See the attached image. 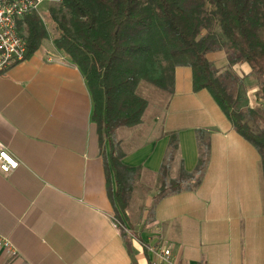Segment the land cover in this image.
Returning <instances> with one entry per match:
<instances>
[{"label":"crops","instance_id":"1","mask_svg":"<svg viewBox=\"0 0 264 264\" xmlns=\"http://www.w3.org/2000/svg\"><path fill=\"white\" fill-rule=\"evenodd\" d=\"M209 59L229 66L224 53ZM233 70L251 74L247 64ZM149 90L142 124L116 131L122 163L140 170L125 217L111 200L109 147L100 146L79 68L42 45L0 74V145L20 164L0 172V236L17 253L0 244V264H160L147 245L170 247L174 264H264L259 153L207 91L194 90L190 68L176 70L173 93ZM172 137L168 179L195 173L201 141L207 167L195 190L158 200Z\"/></svg>","mask_w":264,"mask_h":264},{"label":"trees","instance_id":"2","mask_svg":"<svg viewBox=\"0 0 264 264\" xmlns=\"http://www.w3.org/2000/svg\"><path fill=\"white\" fill-rule=\"evenodd\" d=\"M53 1L47 12L58 32L53 45L87 82L100 146L109 147L107 165L116 184L110 195L118 214L126 217L140 170L122 163L116 131L142 124L148 107L139 94L142 83L171 94L178 68L192 70L194 90L207 91L235 132L257 150L264 180V0ZM20 32L27 41L25 60L49 39L37 13L22 20ZM219 52L227 56L225 70L209 59ZM239 64H247L251 74L240 78L233 70ZM251 87L257 89L258 109L250 108ZM177 145L172 137L158 200L195 190L205 173L208 146L201 141L195 173L168 179Z\"/></svg>","mask_w":264,"mask_h":264},{"label":"built area","instance_id":"3","mask_svg":"<svg viewBox=\"0 0 264 264\" xmlns=\"http://www.w3.org/2000/svg\"><path fill=\"white\" fill-rule=\"evenodd\" d=\"M53 0H0V74L26 61L27 41L20 32L22 20L33 13H39L40 6ZM19 162L0 145V172L10 175L18 170ZM120 227L123 225L117 223ZM125 229V228H123ZM0 244L10 255L16 256L12 243L0 236ZM160 264H174L170 247L147 245Z\"/></svg>","mask_w":264,"mask_h":264},{"label":"rangeland","instance_id":"4","mask_svg":"<svg viewBox=\"0 0 264 264\" xmlns=\"http://www.w3.org/2000/svg\"><path fill=\"white\" fill-rule=\"evenodd\" d=\"M52 5L50 2H45L43 3L40 8H39V13L38 16L43 20V22L45 23L47 29H48V33H49V39L47 41H45L43 43V47H46V48H50L53 46V40L58 36V32L56 31V27H55V24L52 23L51 24V21L50 19L48 18V7ZM153 86L149 85V84H146V83H142L140 89H139V94L145 98L144 96H146L148 94V92L150 91L149 89H152ZM249 99H250V108H253V109H258L259 106H260V102H258L257 98H256V94L253 93V90L255 89L257 91L256 88L254 87H251L249 88Z\"/></svg>","mask_w":264,"mask_h":264}]
</instances>
